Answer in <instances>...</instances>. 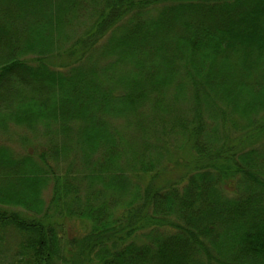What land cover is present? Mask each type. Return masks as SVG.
Segmentation results:
<instances>
[{"label": "trees", "instance_id": "1", "mask_svg": "<svg viewBox=\"0 0 264 264\" xmlns=\"http://www.w3.org/2000/svg\"><path fill=\"white\" fill-rule=\"evenodd\" d=\"M12 126L19 264H264V0H0Z\"/></svg>", "mask_w": 264, "mask_h": 264}, {"label": "rangeland", "instance_id": "2", "mask_svg": "<svg viewBox=\"0 0 264 264\" xmlns=\"http://www.w3.org/2000/svg\"><path fill=\"white\" fill-rule=\"evenodd\" d=\"M10 131L6 130L3 133V130H0V146L6 147L12 154L17 156L22 155H31L36 159H40V150L42 146H46V140L41 136H36L28 129L24 128V126H12ZM43 151V150H42ZM40 152V154H38ZM179 155L185 157V160H188L190 156L188 154H184L183 151L178 153ZM175 154H173L174 156ZM189 156V157H187ZM72 157V156H70ZM168 162L171 163L173 167L176 164H173L174 159L167 158ZM177 167V166H176ZM52 196V187L51 185L48 186L43 191L42 198H43V208L46 209L49 205L50 199ZM12 209L20 210L25 212V208L22 206H15L13 205ZM26 213V212H25ZM166 231H163L165 233ZM62 234V232H61ZM67 237V236H65ZM23 239L22 234H20L16 229L12 228V226L6 228H0V264H19L21 263L18 260L17 253L20 245V241ZM67 240H63L66 242ZM60 264L63 263L60 260ZM59 264V263H58Z\"/></svg>", "mask_w": 264, "mask_h": 264}]
</instances>
